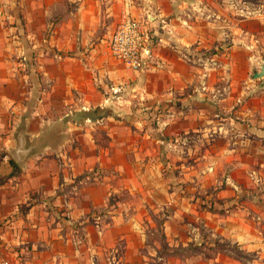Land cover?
<instances>
[{
  "label": "crops",
  "instance_id": "crops-1",
  "mask_svg": "<svg viewBox=\"0 0 264 264\" xmlns=\"http://www.w3.org/2000/svg\"><path fill=\"white\" fill-rule=\"evenodd\" d=\"M122 4L0 0V259L143 264L146 212L130 211L127 192L174 206L171 246L201 244V222L214 243L231 240L248 256L204 264H264V91L254 93L264 89V75L254 77L264 14L227 13L264 10V0H137L133 15L147 14L154 30L141 72L109 50ZM204 55L231 70V91L217 99L219 70L201 90ZM197 192L238 205L197 209Z\"/></svg>",
  "mask_w": 264,
  "mask_h": 264
},
{
  "label": "rangeland",
  "instance_id": "rangeland-1",
  "mask_svg": "<svg viewBox=\"0 0 264 264\" xmlns=\"http://www.w3.org/2000/svg\"><path fill=\"white\" fill-rule=\"evenodd\" d=\"M199 13L201 14L203 13V11L200 10ZM227 13L229 16H231L233 21L241 22V19L243 18L252 17V16L254 17L255 15L264 14V10L261 8L254 9L251 7L240 6V8L236 10L235 9L227 10ZM211 15L213 19L218 16L217 13L213 11H211ZM247 19H250V18H247ZM256 90L254 91V93L255 92L259 93V92L264 91V89L262 90L261 88L260 90L258 88ZM164 156L166 155H163V156L160 155L161 160L162 158L163 159L165 158ZM168 160L170 161V159ZM152 163H155V162L153 161ZM163 175H164V179L169 180V178L171 179L172 177V171L169 168H165ZM149 179H151L150 176H149ZM261 185L259 187H262ZM168 189L169 191H171L172 186L169 185ZM257 189H255V192H257ZM183 190H184V187L181 190V194H183ZM207 193L215 194L216 191L212 189L210 190L208 189ZM207 193L206 192L195 193L196 195L195 202H197V198H199V201L197 202L198 204L197 209L206 208L211 213H214V212L222 213L224 212V209L226 207L234 208L238 205V203L236 202H230L228 206H226L223 201L219 199H214V198L207 200L206 198V196L208 195ZM158 196L165 198L163 193H161V195H158ZM123 197L127 198V200L131 202V205L133 208L130 211L140 212V210H144L146 212L145 218L140 219V222L142 224V229H141L142 232L141 234H139L141 237V241H142L140 244L141 246L139 247V252H140V257L142 259L143 264H177V263L188 264L187 258H191L193 263L204 264L205 260L207 262V259L213 258L214 256H219V253H222L223 255L221 257L225 259H234V258L243 259V258L248 257L245 253H243L239 249V245L231 242V240H226L224 242L216 241L214 243L212 238L210 239L208 237L209 234H207L206 232H205L206 234H204L203 227H201V222H199L198 224L201 234L199 238L196 240V242L198 241L201 244L194 245L191 243V244L183 245L182 243H180L177 246H171L170 244L172 243V240L174 239H171L169 235L165 234L164 229H165V222L167 220H170L168 219V217L174 212V206H172L171 203L159 205L158 202L154 198H151L150 200L151 202H148V201L145 202L143 200V196L139 195L138 193L129 194L127 192L126 193L124 192ZM240 199H243V198H240ZM183 201L185 202L186 207H187L186 200H183ZM239 203H240V200H239ZM186 218L188 219V216H186ZM259 220L261 219L259 218ZM183 229L186 232V228H183ZM207 241L214 243L213 246L209 248V246L206 244Z\"/></svg>",
  "mask_w": 264,
  "mask_h": 264
},
{
  "label": "built area",
  "instance_id": "built-area-1",
  "mask_svg": "<svg viewBox=\"0 0 264 264\" xmlns=\"http://www.w3.org/2000/svg\"><path fill=\"white\" fill-rule=\"evenodd\" d=\"M136 3L137 0H123L119 20L109 41V50L112 56L127 68L141 72L146 71L149 66L147 56L151 54L154 30L149 25L147 14L140 17L133 15L132 9ZM195 62L202 67V91H208L207 77L211 70L220 71L218 81L222 84L221 89L213 91V97L217 99L222 93L231 91L232 75L226 62H221L214 55H204ZM0 264L7 262L0 259Z\"/></svg>",
  "mask_w": 264,
  "mask_h": 264
},
{
  "label": "water",
  "instance_id": "water-1",
  "mask_svg": "<svg viewBox=\"0 0 264 264\" xmlns=\"http://www.w3.org/2000/svg\"><path fill=\"white\" fill-rule=\"evenodd\" d=\"M263 75H264V64L262 65L261 70L255 73L254 77L259 78L262 77Z\"/></svg>",
  "mask_w": 264,
  "mask_h": 264
}]
</instances>
